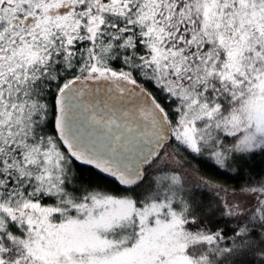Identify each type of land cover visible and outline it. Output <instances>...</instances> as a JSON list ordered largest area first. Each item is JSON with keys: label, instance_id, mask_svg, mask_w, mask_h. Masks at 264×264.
<instances>
[{"label": "snow or ice", "instance_id": "6c2138e0", "mask_svg": "<svg viewBox=\"0 0 264 264\" xmlns=\"http://www.w3.org/2000/svg\"><path fill=\"white\" fill-rule=\"evenodd\" d=\"M258 154L264 0H0V264H264Z\"/></svg>", "mask_w": 264, "mask_h": 264}, {"label": "trees", "instance_id": "16d2710c", "mask_svg": "<svg viewBox=\"0 0 264 264\" xmlns=\"http://www.w3.org/2000/svg\"><path fill=\"white\" fill-rule=\"evenodd\" d=\"M195 167V165H193ZM249 170H254L255 172H262L264 171V155H256L254 159H251L247 165H240L239 173L233 175L231 173L225 175H219L217 171L213 168L209 167H202L200 170L199 175H203L210 179L212 185H221L223 188L227 189L231 192L233 189H239V187L244 183L243 177ZM196 177L198 174L193 173ZM206 191V190H205ZM199 198V197H198ZM204 204L207 206L208 204L212 203V196L211 194L204 199Z\"/></svg>", "mask_w": 264, "mask_h": 264}, {"label": "rangeland", "instance_id": "374dc122", "mask_svg": "<svg viewBox=\"0 0 264 264\" xmlns=\"http://www.w3.org/2000/svg\"><path fill=\"white\" fill-rule=\"evenodd\" d=\"M172 162L174 163L175 162V158H171ZM190 178L192 180H196L198 177H196L193 173H190ZM206 191H209L210 189H205Z\"/></svg>", "mask_w": 264, "mask_h": 264}]
</instances>
